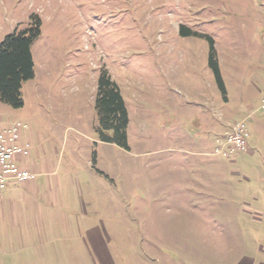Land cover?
Wrapping results in <instances>:
<instances>
[{
  "label": "rangeland",
  "instance_id": "rangeland-1",
  "mask_svg": "<svg viewBox=\"0 0 264 264\" xmlns=\"http://www.w3.org/2000/svg\"><path fill=\"white\" fill-rule=\"evenodd\" d=\"M32 14L34 77L0 125H26L57 200L50 221L0 229V264H264V0H0V42ZM102 69L127 149L95 131ZM239 121L248 150L206 156Z\"/></svg>",
  "mask_w": 264,
  "mask_h": 264
},
{
  "label": "trees",
  "instance_id": "trees-1",
  "mask_svg": "<svg viewBox=\"0 0 264 264\" xmlns=\"http://www.w3.org/2000/svg\"><path fill=\"white\" fill-rule=\"evenodd\" d=\"M40 25L39 17L32 14L25 30H14L0 42V103L13 109L23 106L22 86L34 77L31 47L40 35ZM210 44L212 51L211 40ZM212 62L217 82L224 92L219 72ZM94 109L98 140L127 149L128 112L118 86L106 69L101 70L97 79Z\"/></svg>",
  "mask_w": 264,
  "mask_h": 264
},
{
  "label": "crops",
  "instance_id": "crops-1",
  "mask_svg": "<svg viewBox=\"0 0 264 264\" xmlns=\"http://www.w3.org/2000/svg\"><path fill=\"white\" fill-rule=\"evenodd\" d=\"M263 93L264 89L261 92V98ZM24 134L31 147L26 166L36 172L37 178L35 182L24 183L22 185L13 180L6 183L5 188L0 192V229L4 228L7 224V229L12 228L18 231L22 228L26 229V227H30L32 222L50 221L52 215L47 213L44 219L43 214L48 207L52 206V201L56 202L57 200L53 199V197L57 198L55 191L59 182L53 177V165L48 158H40V151L34 139L27 137L26 133ZM182 153L184 158H195L200 152L184 151ZM239 154L241 153L235 154L231 158ZM205 155L208 156L207 153ZM213 170L217 172L219 169L215 167ZM208 184H205L206 187L213 188V191L216 192H214L215 196L217 194L220 200L228 199L231 187L228 189L227 183L212 182L210 185Z\"/></svg>",
  "mask_w": 264,
  "mask_h": 264
},
{
  "label": "built area",
  "instance_id": "built-area-1",
  "mask_svg": "<svg viewBox=\"0 0 264 264\" xmlns=\"http://www.w3.org/2000/svg\"><path fill=\"white\" fill-rule=\"evenodd\" d=\"M260 109L264 110V93ZM26 128L19 121L0 125V192L10 180L22 185L37 178L36 172L26 166L31 148L24 137ZM248 137L243 121L230 124L229 130L215 139L212 151L207 155L230 159L235 154L244 153L248 150Z\"/></svg>",
  "mask_w": 264,
  "mask_h": 264
}]
</instances>
